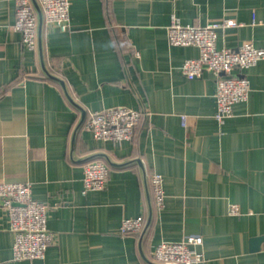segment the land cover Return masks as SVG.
<instances>
[{
  "label": "crops",
  "instance_id": "1",
  "mask_svg": "<svg viewBox=\"0 0 264 264\" xmlns=\"http://www.w3.org/2000/svg\"><path fill=\"white\" fill-rule=\"evenodd\" d=\"M70 2L69 29L44 21L42 37L48 69L87 112L79 128L81 111L45 74L38 47L23 45L17 0H0V182H30L54 233L44 259L15 260L0 202V264H151L140 247L152 260L160 242L195 234L203 236L200 264H264V59L246 70L249 98L219 123L216 74L187 78L182 66L200 50L168 39L173 17L197 26L233 18L237 25L219 29L218 48L264 47V0ZM114 106L141 111L122 143L86 127L91 112ZM97 154L110 167L107 186L83 193L84 166ZM154 172L164 177L163 207ZM148 192L149 227L121 233L126 217L147 221Z\"/></svg>",
  "mask_w": 264,
  "mask_h": 264
},
{
  "label": "built area",
  "instance_id": "2",
  "mask_svg": "<svg viewBox=\"0 0 264 264\" xmlns=\"http://www.w3.org/2000/svg\"><path fill=\"white\" fill-rule=\"evenodd\" d=\"M44 20L55 24L62 31L70 27V0H38ZM233 18L214 20L204 26L184 25L173 17L168 26V39L173 45L197 46L200 55L185 60L182 69L189 79L202 76L208 70L217 76V110L215 118L222 123L234 111V105L250 96L251 84L246 70L264 59V47L245 41L237 48L217 47L219 29L235 26ZM15 28L22 33L24 47H38V14L32 0H17ZM1 30V24H0ZM141 119L139 109L114 106L95 110L89 114L86 127L97 139L122 143L130 140ZM186 124V115H182ZM110 167L102 159H93L84 166L83 193L107 186ZM155 201L165 205L164 177L154 172L150 177ZM0 202L8 211L11 230L15 234L13 258L44 259L47 248L54 240V233L47 226V203L32 195L30 182H0ZM232 214L239 213V206L232 204ZM145 217H126L120 232L123 234L142 231ZM203 243L201 234L189 235L182 240L160 242L152 252V260L163 264H200L204 261L198 247Z\"/></svg>",
  "mask_w": 264,
  "mask_h": 264
},
{
  "label": "water",
  "instance_id": "3",
  "mask_svg": "<svg viewBox=\"0 0 264 264\" xmlns=\"http://www.w3.org/2000/svg\"><path fill=\"white\" fill-rule=\"evenodd\" d=\"M32 2H33V4H34L35 9H36L37 14H38V50H39V55H40V58H41L42 68H43L45 74H46L50 79L55 80V81L59 82V83L62 85V87H63V89H64V91H65L67 97L69 98V100L72 102V104H73L74 106H76V107L81 111V113H82V117H81V121H80V123H79V125H78V127H77V128H79V127L84 123V121H85V119H86V116H87V112H86V110H85V109H84V108H83V107H82V106H81V105H80V104L74 99V97L71 95V93H70V91H69V89H68V86H67L65 80H64L63 78H61V77H59V76L53 74V73L48 69V67H47V65H46V62H45V55H44V48H43V37H42V34H43V27H44V21H45V20H44V15H43V11H42V8H41V6H40L38 0H32ZM75 136H76V132H75ZM75 136H74L73 141L75 140ZM98 156H105V155H104V154H97V155H94V156H90V158H88V159H94V158H96V157H98ZM105 157H106V156H105ZM133 161H135V162H139L140 164H142L140 159H135V160H133ZM131 162H132V160L129 161V162H124V163H115V162H110V163L113 164V165H125V164L131 163ZM148 200H149V203H150V211H149L148 219H147L146 224H145V226H144V230H143L144 232H145V231L147 230V228L149 227V225H150V223H151V220H152V217H153V209H152V205H151V200H150L149 192H148ZM259 239H260V238H255L254 240H255V241H258ZM141 242H142V238H141ZM140 249H141V254H142L143 258H144L147 262H149V263H151V264H163V263H159V262H156V261H154V260H151L150 258H148V257L146 256V254L144 253L142 247H140Z\"/></svg>",
  "mask_w": 264,
  "mask_h": 264
}]
</instances>
